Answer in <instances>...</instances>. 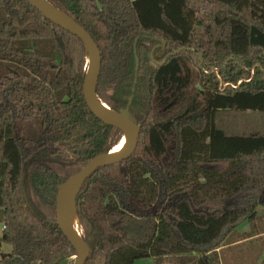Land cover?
<instances>
[{"label":"trees","instance_id":"obj_1","mask_svg":"<svg viewBox=\"0 0 264 264\" xmlns=\"http://www.w3.org/2000/svg\"><path fill=\"white\" fill-rule=\"evenodd\" d=\"M47 1L97 45L99 101L139 125L133 153L74 198L84 264H221L224 238L264 207V133L215 122L264 111V0ZM87 62L29 0H0V264L76 257L58 189L123 136L86 104Z\"/></svg>","mask_w":264,"mask_h":264},{"label":"water","instance_id":"obj_2","mask_svg":"<svg viewBox=\"0 0 264 264\" xmlns=\"http://www.w3.org/2000/svg\"><path fill=\"white\" fill-rule=\"evenodd\" d=\"M30 4L47 17L57 26H61L69 33L78 36L84 43L85 50L88 54V62L86 68V76L83 83L84 98L87 106L90 108L92 113L99 118L103 123L117 127L122 131L123 136L126 138L127 146L122 150L113 154L114 149L107 153H102L91 159L86 163L79 172L71 175L62 185H60L57 192L56 202V214L58 227L60 228L63 235H65L72 244L75 250L76 257L73 262L69 264H84L89 256V247L86 242L82 239L80 231L78 233L72 227L69 222V218L66 214V203L69 202V195L73 193V203L75 212V196L82 184L89 178L99 167L115 165L118 162L129 157L137 145L139 137V125H137L130 115L129 107L115 112L112 109L109 110L113 113H118L120 117H112L106 114L100 107L103 104L99 101L96 96V84L100 74L101 56L97 45L93 41L92 37L73 19L67 16L64 12L56 9L47 0H29ZM138 60H136L137 68ZM131 99V98H130ZM129 99V100H130ZM105 107L106 105L103 104ZM121 137V138H122ZM26 170H23L22 180H24ZM76 216V213H75ZM77 225L78 218H77Z\"/></svg>","mask_w":264,"mask_h":264},{"label":"rangeland","instance_id":"obj_3","mask_svg":"<svg viewBox=\"0 0 264 264\" xmlns=\"http://www.w3.org/2000/svg\"><path fill=\"white\" fill-rule=\"evenodd\" d=\"M215 122L227 134L264 133V111H218ZM256 212L257 215L253 220L232 230L219 245L217 250L221 264L264 262V207L258 206ZM1 233L0 221V236ZM10 249L11 245L5 242L0 243V254L9 253ZM134 264H152V259L141 258Z\"/></svg>","mask_w":264,"mask_h":264},{"label":"bare ground","instance_id":"obj_4","mask_svg":"<svg viewBox=\"0 0 264 264\" xmlns=\"http://www.w3.org/2000/svg\"><path fill=\"white\" fill-rule=\"evenodd\" d=\"M101 109L108 115L116 118V117H120L118 113H113L109 110V108H107V106L105 107L103 104H100ZM127 141L125 137H122L117 146L114 148V153L113 154H117V152L122 151L126 146H127ZM69 202L66 203V214L67 217L69 218V222L71 223L72 227L76 230V232L78 233L79 231V227L77 225V218L75 216V212H74V203H73V193H70L69 197ZM79 223V222H78Z\"/></svg>","mask_w":264,"mask_h":264},{"label":"crops","instance_id":"obj_5","mask_svg":"<svg viewBox=\"0 0 264 264\" xmlns=\"http://www.w3.org/2000/svg\"><path fill=\"white\" fill-rule=\"evenodd\" d=\"M257 215V214H256Z\"/></svg>","mask_w":264,"mask_h":264}]
</instances>
